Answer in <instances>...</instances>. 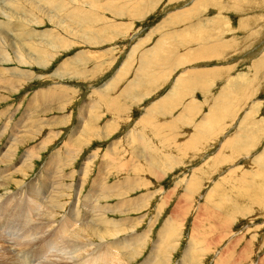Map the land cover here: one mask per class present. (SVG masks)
Returning a JSON list of instances; mask_svg holds the SVG:
<instances>
[{"label": "rangeland", "instance_id": "374dc122", "mask_svg": "<svg viewBox=\"0 0 264 264\" xmlns=\"http://www.w3.org/2000/svg\"><path fill=\"white\" fill-rule=\"evenodd\" d=\"M0 28V157L34 163L1 202L49 185V231L109 208L119 264H264V0H0ZM2 234L0 264L23 263Z\"/></svg>", "mask_w": 264, "mask_h": 264}, {"label": "bare ground", "instance_id": "6f19581e", "mask_svg": "<svg viewBox=\"0 0 264 264\" xmlns=\"http://www.w3.org/2000/svg\"><path fill=\"white\" fill-rule=\"evenodd\" d=\"M31 1V0H30ZM134 1V0H133ZM10 5V4H9ZM48 5V4H47ZM50 5V4H49ZM11 6V5H10ZM42 6V4H41ZM82 7V6H81ZM12 8V7H11ZM27 8V7H26ZM29 8V7H28ZM38 9V8H37ZM15 10V9H14ZM76 13V12H75ZM20 14V13H19ZM77 15V14H74ZM79 15V14H78ZM14 16V15H13ZM82 17V15H79ZM85 16V14H84ZM87 16V15H86ZM77 17V16H76ZM89 17V16H87ZM90 18V17H89ZM12 19V17H11ZM74 19V18H73ZM77 19V18H76ZM86 21H88V18H84ZM83 19V21H84ZM91 19V18H90ZM74 21V20H73ZM77 21V20H75ZM85 21V22H86ZM74 23V22H73ZM72 23V24H73ZM76 23V22H75ZM78 23V22H77ZM82 24V22H81ZM84 27V26H83ZM89 27V26H88ZM2 28V27H1ZM0 28V29H1ZM81 28V27H80ZM87 28V27H86ZM4 30V29H2ZM1 31V30H0ZM62 32V31H61ZM2 35V34H1ZM5 35V32H4ZM60 36V35H59ZM1 37V36H0ZM15 37V36H14ZM58 37V36H57ZM4 39V38H3ZM58 39V38H57ZM8 40V39H7ZM52 40V39H51ZM55 40V39H54ZM59 41V40H58ZM61 42V41H60ZM12 43V42H11ZM16 43V42H15ZM31 43V42H30ZM54 43H56L54 41ZM63 42H61L62 44ZM67 43V42H66ZM1 44V43H0ZM4 44V43H3ZM60 44V43H59ZM74 44V43H73ZM98 44V43H97ZM5 45V44H4ZM39 45V44H38ZM9 46V45H8ZM29 46V45H28ZM43 46V45H42ZM61 46V45H60ZM12 47V46H11ZM33 47H36L33 45ZM13 49V48H12ZM34 49V48H32ZM36 49H40L38 46ZM5 52V51H3ZM41 51H37L38 55L40 54ZM44 52V51H42ZM1 54V53H0ZM45 54V53H42ZM78 58V57H77ZM7 59V58H6ZM72 60V59H71ZM18 62V61H17ZM64 63V62H63ZM1 69V68H0ZM14 70V68L12 69ZM6 71V70H5ZM2 72V71H1ZM7 73V72H6ZM26 73V72H25ZM58 75V74H56ZM3 80L6 79V76L4 75L1 76L0 78ZM13 78V77H12ZM10 79V78H9ZM11 80V79H10ZM15 80V79H14ZM190 80V79H189ZM8 81V80H7ZM113 81V80H112ZM6 83V82H5ZM17 83V82H16ZM18 84V83H17ZM16 84V85H17ZM131 84V83H130ZM56 86V85H55ZM132 87L133 85H129V87ZM7 87V86H6ZM57 87V86H56ZM130 91V90H127ZM60 94V93H59ZM67 95V94H66ZM69 97V96H68ZM47 98V97H46ZM68 99V98H67ZM6 100V99H5ZM49 100V99H48ZM165 100V99H164ZM61 105V104H60ZM59 105V106H60ZM65 105V104H64ZM94 108V107H93ZM4 111V110H3ZM46 111V110H45ZM163 112V111H162ZM80 113V112H79ZM57 118V117H56ZM65 118V117H64ZM87 119V118H86ZM121 122V121H120ZM86 123V122H84ZM89 123V122H88ZM87 123V124H88ZM50 125V124H49ZM61 125V124H59ZM85 126V125H83ZM35 127V126H34ZM53 127V126H52ZM95 127V126H94ZM114 127V126H113ZM27 128V127H26ZM38 128V127H37ZM115 128V127H114ZM95 129V128H94ZM85 130V129H84ZM87 130V129H86ZM38 131V130H37ZM84 132V131H83ZM95 132V131H94ZM105 132V131H104ZM108 132V131H107ZM33 133V132H32ZM73 133V132H72ZM71 133V134H72ZM60 134V133H59ZM56 135V134H55ZM58 135V134H57ZM84 135L85 134L84 132ZM71 137V136H70ZM80 137V136H79ZM88 137V136H87ZM25 138V137H24ZM23 138V139H24ZM85 138V137H83ZM22 139V138H21ZM75 139V138H73ZM81 139V138H80ZM79 139V140H80ZM78 140V139H77ZM76 140V142H77ZM78 140V141H79ZM82 140V139H81ZM136 140V139H135ZM13 141V140H12ZM51 141V140H50ZM71 141V140H70ZM69 141V142H70ZM74 141V140H73ZM85 141V139L83 140ZM82 142V141H80ZM13 143V142H12ZM17 143V142H16ZM73 143V142H72ZM71 146L76 144H72ZM79 143V142H77ZM15 144V143H13ZM20 144V142H19ZM41 144V143H40ZM45 144V143H44ZM43 144V146H44ZM48 144V142H47ZM69 145V144H68ZM78 145V144H76ZM45 146H47L45 144ZM75 146V145H74ZM80 146V145H78ZM17 147V148H16ZM10 146L8 150H5V152L1 153L0 157V186H5L8 185L11 181H15L14 177L20 173H29L30 170H32L34 167V163H30L31 159L33 156L30 152H27L24 154L22 158V164L19 166H9L8 168L4 166L7 165L8 162L11 163L10 160H14L16 158V152L18 151V146ZM65 147V146H64ZM46 147H40L39 150L44 149ZM70 148V147H69ZM67 149V148H66ZM142 149V148H141ZM32 150V149H31ZM76 150V149H75ZM79 150V149H78ZM35 151V150H34ZM68 151V150H66ZM130 152V151H129ZM38 153V152H37ZM69 153V152H68ZM117 154V153H116ZM146 154V153H145ZM38 155V154H37ZM71 157V156H70ZM75 157V156H74ZM71 157V158H74ZM70 160V158H69ZM147 160V159H146ZM49 161V160H48ZM54 161V160H53ZM34 162V161H33ZM53 163V162H52ZM71 163V162H70ZM114 163V162H113ZM63 164V163H62ZM66 164V163H65ZM8 166V165H7ZM52 166V165H51ZM61 167V166H60ZM67 167V166H65ZM136 167V166H135ZM139 167V166H138ZM142 167V166H141ZM53 168V167H52ZM62 168V167H61ZM128 168V167H127ZM51 169V167H50ZM56 169V168H55ZM124 169V168H123ZM130 169V168H129ZM141 169V168H140ZM59 170V168H58ZM128 170V169H127ZM139 170V169H138ZM148 170V169H147ZM135 171V170H134ZM149 171V170H148ZM52 172V171H51ZM50 172V173H51ZM56 172V171H55ZM61 172V171H60ZM129 172V171H128ZM137 172V171H136ZM49 173V174H50ZM73 173V172H72ZM55 174V173H54ZM60 174V173H59ZM43 175V174H42ZM46 175V174H45ZM152 175V174H151ZM56 176V175H55ZM30 177V176H29ZM85 177V175H84ZM147 177V176H146ZM28 178V177H27ZM52 178V177H51ZM56 178V177H55ZM132 179V178H131ZM136 179V178H135ZM142 180V179H141ZM101 181V180H100ZM16 182V181H15ZM84 182V181H83ZM127 182V181H126ZM13 183V182H12ZM18 183V182H17ZM40 183V182H39ZM35 183L32 186H30L27 194L26 192H21L19 196H14L12 198H8L7 200L1 202L4 199H1L0 197V233L6 234L7 236L5 237H10V239L14 238L16 241V244L21 247L20 250V256L24 257V262L22 263L20 257L17 259L16 263H11V262H6L3 264H53L58 262L61 258L64 260L63 263L67 264L74 259H72L74 256L76 261L73 264H119V260L116 258H113L109 254V250L112 248L110 245H107L105 243V231L107 229V225H109L110 220H107V212L109 208L101 207L100 206V211L98 210L99 207H94V204H90L91 210L94 209V211L97 212L92 217V220L90 218V211H86L85 207H82L80 209V212H78L77 209V203L74 202L72 208H69V212L64 214L62 216L63 218L61 221H58V225L54 227L52 230H48L50 226H45L43 224L40 225L41 228L38 227L39 223V217L42 215H47V219L49 222L55 223L56 220L55 216H58L60 213H62V210H67L65 209L66 205L64 203L60 202H54L52 200L53 198L46 197V193L42 191V189L45 188L46 186H49L47 184H40ZM43 183V182H42ZM50 183V182H49ZM146 183V182H145ZM22 184V183H21ZM20 184V185H21ZM84 184V183H83ZM28 185V184H27ZM145 185V184H144ZM29 186V185H28ZM53 186V185H52ZM84 186V185H83ZM139 186V185H138ZM101 187V186H100ZM140 187V186H139ZM41 188V189H40ZM103 189V188H102ZM140 189V188H139ZM58 190V188L56 189ZM104 190V189H103ZM124 190V189H123ZM6 191V190H5ZM49 191V190H48ZM108 191V190H107ZM47 192V190H46ZM58 192V191H57ZM110 192V191H108ZM51 193V192H50ZM55 193V192H54ZM103 193V192H102ZM59 194V193H58ZM58 194L56 197H58ZM95 194V193H94ZM99 195L101 193H98ZM11 195V194H10ZM96 195V194H95ZM95 195H91V197H95ZM102 195V194H101ZM107 195V194H106ZM3 196V195H2ZM55 197V198H56ZM97 197V195H96ZM101 197V196H100ZM144 197V196H143ZM51 198V199H50ZM104 198V197H103ZM108 198V197H107ZM57 199V198H56ZM80 199V198H79ZM111 199V197H110ZM123 200V199H122ZM138 200V199H137ZM59 201V200H58ZM97 202V201H96ZM133 202V201H132ZM71 203V202H70ZM96 204V203H95ZM133 204V203H132ZM98 205V204H97ZM79 207V206H78ZM47 208V209H46ZM119 208V207H118ZM48 210L47 213L44 210ZM45 211V212H44ZM86 211V213L84 212ZM110 211V210H109ZM125 211V210H124ZM131 211V210H130ZM66 212V211H65ZM115 212V211H114ZM64 213V212H63ZM62 213V214H63ZM88 215V216H86ZM49 217V218H48ZM46 219V218H45ZM112 220V219H111ZM126 220V219H125ZM95 223H94V222ZM109 221V222H108ZM113 222L115 220H112ZM137 221V220H136ZM109 224H108V223ZM125 223V222H124ZM47 225V224H46ZM51 225V224H50ZM113 224H111L112 227ZM123 226V224H120ZM118 225V227H120ZM43 226V227H42ZM110 226V225H109ZM117 226V225H116ZM109 229V227H108ZM48 230V231H47ZM87 231L95 233L97 236L98 240L102 241L101 243L96 244L94 241L88 240L87 239ZM108 234V232H107ZM40 235V237H39ZM4 236V235H3ZM18 239H17V238ZM57 241H54L56 240ZM62 243V249L64 251L63 255H58V254H47L48 250L54 249V247H57V244L59 245ZM89 242V243H88ZM108 243V242H107ZM132 243V242H131ZM130 243V244H131ZM117 244V243H116ZM114 245V244H113ZM135 245V244H134ZM115 246V245H114ZM130 247L129 244H127L124 247H120L122 250H126ZM133 247V246H132ZM131 247V248H132ZM130 249L125 251L128 253ZM59 251V250H58ZM4 252V251H3ZM52 252V251H51ZM62 252V251H61ZM63 253V252H62ZM2 254V252H1ZM0 254V255H1ZM7 254V253H6ZM5 254V255H6ZM47 254L48 256H45ZM7 256V255H6ZM57 257V258H56ZM124 258H128V256L123 255ZM2 258V255H1ZM6 257L3 256V259ZM12 259V258H11ZM10 259V260H11ZM23 259V258H22ZM70 259V260H69ZM4 261V262H5ZM21 261V263H20ZM59 263V262H58ZM57 263V264H58Z\"/></svg>", "mask_w": 264, "mask_h": 264}, {"label": "crops", "instance_id": "0c3cea01", "mask_svg": "<svg viewBox=\"0 0 264 264\" xmlns=\"http://www.w3.org/2000/svg\"><path fill=\"white\" fill-rule=\"evenodd\" d=\"M227 98H224L223 93H221L220 95H218L216 97L217 103H218V107H219V111L222 112V109L224 108V102ZM222 105V107L220 106Z\"/></svg>", "mask_w": 264, "mask_h": 264}]
</instances>
